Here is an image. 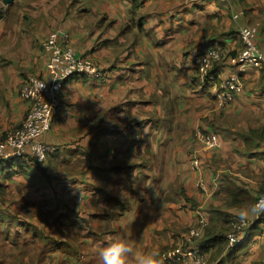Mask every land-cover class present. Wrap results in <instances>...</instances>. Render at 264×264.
Here are the masks:
<instances>
[{"label":"crops","instance_id":"obj_1","mask_svg":"<svg viewBox=\"0 0 264 264\" xmlns=\"http://www.w3.org/2000/svg\"><path fill=\"white\" fill-rule=\"evenodd\" d=\"M35 14L0 19V138L29 110L19 96L27 75H47L41 43L51 32L68 31L77 54L105 75L65 82L41 138L57 146L51 157L0 166L5 264H25L30 254L43 256L37 264H95L121 241L136 256L160 259L200 216L218 236L242 212L250 222L244 237L231 251L208 239L206 264H264V213L253 210L264 192V71L240 64L238 37L258 25L264 52V0H78L48 25ZM211 45L224 53L216 81L197 62L198 47ZM232 75L243 87L225 105L222 84ZM213 134L220 143L210 148L205 136ZM37 247L48 251L35 256Z\"/></svg>","mask_w":264,"mask_h":264},{"label":"built area","instance_id":"obj_2","mask_svg":"<svg viewBox=\"0 0 264 264\" xmlns=\"http://www.w3.org/2000/svg\"><path fill=\"white\" fill-rule=\"evenodd\" d=\"M200 2H212L216 0H195ZM225 2L226 0H218ZM237 15H234L236 18ZM259 26L252 25L242 28L238 37L242 42V50L239 54L240 64L254 65L264 71V52L259 49ZM48 54L46 64V77L35 74L27 75L23 81L19 96L29 102V110L21 125L7 132L0 138V166L9 164L15 160L31 156L39 163L45 162L57 150V146L45 143L41 137L51 130L55 117L62 105V91L65 82L72 76L101 79L105 75L92 59L80 56L70 43V33L66 30L51 32L41 43ZM223 51L216 46L203 47L198 51L197 62L200 69L207 74L210 81H216L218 73L215 66L222 62ZM209 70H212L208 73ZM224 104L233 102L236 93L242 89L243 82L238 75L227 78L223 84ZM206 144L213 148L219 144L216 135H206ZM193 170H201V162L196 158L190 159ZM197 185L202 191L207 192V186L198 180ZM264 200V192L255 201ZM208 226V220L200 216L197 223L191 226L187 232L185 242L168 249L160 255L163 264H206V258L198 246L193 243L202 237ZM250 222L247 218L234 217L231 221V230L227 234L228 246H236L244 237Z\"/></svg>","mask_w":264,"mask_h":264},{"label":"rangeland","instance_id":"obj_3","mask_svg":"<svg viewBox=\"0 0 264 264\" xmlns=\"http://www.w3.org/2000/svg\"><path fill=\"white\" fill-rule=\"evenodd\" d=\"M76 1H78V0H16L11 5H5L3 3V0H0V6L7 9L6 12H7V15H9V16L16 15L17 12H19V11H21L23 14H25L24 17H26V16L30 17V14L36 13L34 16H39L40 21H43L46 25H48L50 22H53V20L57 19L58 12H64V11L68 12ZM40 2L42 3L41 6H40ZM27 9L31 12L30 14L26 13L28 11ZM200 48H202V47H198V49H200ZM94 62L101 68V66L99 65V63L97 61H94ZM220 64H222V62L219 63L218 65H220ZM219 143H220V141H219ZM201 180L206 185L204 179L201 178ZM198 188L202 191V189L199 186H198ZM202 192H204V191H202ZM0 230L1 231L4 230V227L1 225H0ZM50 244H52V245H51L50 249H48V250L54 249L56 247V246H54V242H51ZM48 250H45L41 253V249L39 247H37V249L35 251V256H39L40 253L44 255ZM2 251L5 253L6 248L4 247L2 249ZM60 257L62 258V255ZM36 258L37 257H34L32 254H30L29 256L26 257L25 264H37L38 260L43 259V256H41L38 260ZM69 259H68V262H64V261L60 260V258H59L60 264H68L69 261H71V260H74L76 262L78 261L77 264L82 263V261L80 263L81 258L78 260V257H74L71 260H69ZM18 260H20V257L18 258ZM5 262H6L5 256L1 255L0 264H5ZM42 264H46V263H42ZM95 264H101L99 258L96 259Z\"/></svg>","mask_w":264,"mask_h":264},{"label":"clouds","instance_id":"obj_4","mask_svg":"<svg viewBox=\"0 0 264 264\" xmlns=\"http://www.w3.org/2000/svg\"><path fill=\"white\" fill-rule=\"evenodd\" d=\"M253 210L257 213H264V200L257 202ZM240 215L244 218L247 213L242 212ZM131 256H136V254L130 244L124 241L112 243L100 252L101 264H128ZM156 256L155 253L136 256V264H163V259H157Z\"/></svg>","mask_w":264,"mask_h":264},{"label":"trees","instance_id":"obj_5","mask_svg":"<svg viewBox=\"0 0 264 264\" xmlns=\"http://www.w3.org/2000/svg\"><path fill=\"white\" fill-rule=\"evenodd\" d=\"M6 10H7L6 8L0 6V19L6 17V14H7ZM211 46H216V45H211ZM206 47H209V46H206ZM216 47H219L221 49L220 46H216ZM37 163H39V162H37ZM231 196H233V192L231 193ZM224 221L226 223H228V225L230 227V229L227 232H225L226 230H224V231H221L220 233H218L219 234L218 236H216V235L212 236V235L208 234V232H210V230H209V228L206 227V229L204 230V232H206V233L205 234L203 233L205 236H203L202 238L200 237L201 239L199 238L200 240H199L198 243H196L198 239H196L194 241L195 242V245L198 246V248L200 249L201 253H203V254L205 253L204 252V249L207 247L206 242H207L208 239H216L221 244L222 248H226V245H227V247H228V249L230 251L233 250V247H229L228 246V239H227V234L231 230V221H232V218H230V219L227 218ZM204 246H205V248H204Z\"/></svg>","mask_w":264,"mask_h":264},{"label":"water","instance_id":"obj_6","mask_svg":"<svg viewBox=\"0 0 264 264\" xmlns=\"http://www.w3.org/2000/svg\"><path fill=\"white\" fill-rule=\"evenodd\" d=\"M15 1H16V0H3V3H4L5 5H11V4H13Z\"/></svg>","mask_w":264,"mask_h":264}]
</instances>
